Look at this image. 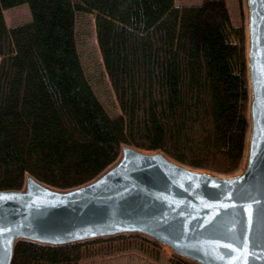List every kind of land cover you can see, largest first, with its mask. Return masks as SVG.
Segmentation results:
<instances>
[{
    "label": "trees",
    "instance_id": "obj_1",
    "mask_svg": "<svg viewBox=\"0 0 264 264\" xmlns=\"http://www.w3.org/2000/svg\"><path fill=\"white\" fill-rule=\"evenodd\" d=\"M24 2L30 17L7 25L3 10ZM89 13L104 101L77 49V19ZM247 102L245 29L232 23L227 0H0V190L22 188L26 174L80 185L122 144L232 172L244 153ZM136 239L160 256L154 241ZM86 243L18 239L10 264H77L93 252Z\"/></svg>",
    "mask_w": 264,
    "mask_h": 264
},
{
    "label": "water",
    "instance_id": "obj_2",
    "mask_svg": "<svg viewBox=\"0 0 264 264\" xmlns=\"http://www.w3.org/2000/svg\"><path fill=\"white\" fill-rule=\"evenodd\" d=\"M246 5L248 128L242 160L221 173L160 149L122 144L91 180L62 189L26 174L0 190V264L18 239L64 244L139 233L192 264H264V0Z\"/></svg>",
    "mask_w": 264,
    "mask_h": 264
},
{
    "label": "rangeland",
    "instance_id": "obj_3",
    "mask_svg": "<svg viewBox=\"0 0 264 264\" xmlns=\"http://www.w3.org/2000/svg\"><path fill=\"white\" fill-rule=\"evenodd\" d=\"M189 4L198 2L197 0H177L178 3ZM227 6L232 23L245 25L246 21V5L244 0H227ZM3 15L7 25L26 20L30 17V11L26 2L20 5L9 7L3 10ZM76 43L80 55L82 66L91 79L93 87L96 89L100 99L104 101L103 91L95 85V79L101 72V56L97 45L94 15H79L76 23ZM111 92L109 85L106 91ZM132 234L126 240L117 238V235ZM116 235V236H115ZM115 235L96 237L92 239L82 240L87 242L86 245L93 252L81 258L77 264H167L168 259L176 256L172 250L158 243L157 249L160 253L158 258L149 256L146 252L139 248L136 236L139 233H119ZM135 235V236H134ZM115 236L116 238H114ZM145 236V235H143ZM113 239H110L112 238ZM147 237V236H145ZM109 238V239H107ZM148 238V237H147ZM150 239V238H149ZM152 240V239H151ZM128 241V243H124ZM153 241V240H152ZM120 243V247H116Z\"/></svg>",
    "mask_w": 264,
    "mask_h": 264
},
{
    "label": "crops",
    "instance_id": "obj_4",
    "mask_svg": "<svg viewBox=\"0 0 264 264\" xmlns=\"http://www.w3.org/2000/svg\"><path fill=\"white\" fill-rule=\"evenodd\" d=\"M197 1H199V0H197ZM175 3H176V4H183V3H185V2L183 1V2H181V3H178L177 0H175Z\"/></svg>",
    "mask_w": 264,
    "mask_h": 264
}]
</instances>
